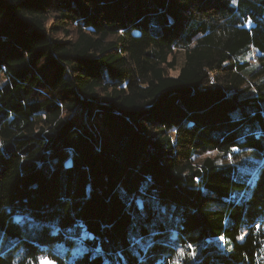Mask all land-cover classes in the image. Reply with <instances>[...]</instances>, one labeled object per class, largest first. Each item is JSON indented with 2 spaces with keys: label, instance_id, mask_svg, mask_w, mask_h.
Masks as SVG:
<instances>
[{
  "label": "trees",
  "instance_id": "trees-1",
  "mask_svg": "<svg viewBox=\"0 0 264 264\" xmlns=\"http://www.w3.org/2000/svg\"><path fill=\"white\" fill-rule=\"evenodd\" d=\"M42 259L264 264V0H0V264Z\"/></svg>",
  "mask_w": 264,
  "mask_h": 264
},
{
  "label": "rangeland",
  "instance_id": "rangeland-1",
  "mask_svg": "<svg viewBox=\"0 0 264 264\" xmlns=\"http://www.w3.org/2000/svg\"><path fill=\"white\" fill-rule=\"evenodd\" d=\"M51 23H52V21L51 20H48L47 25H46V28H48V30H50ZM69 32L70 33H73V30H70ZM53 38H55L57 40H64L65 39L64 38V34H62V33H55V34H53ZM177 58H178V64H180L181 59H180V55L179 54L177 55ZM177 74H178L177 71H170V72H168L167 75H169L170 77H176ZM214 156H215V154L209 153V154H206L204 157H214ZM250 159H252V158H250ZM252 160H254V159H252ZM250 173L252 174V176L254 175V177H255L256 169H253L252 171H250ZM54 247H55L56 251H58L60 253H62V252H65L66 253L67 252L66 251V248L62 244L55 245ZM69 260H72V257H70ZM40 264H41V261H40Z\"/></svg>",
  "mask_w": 264,
  "mask_h": 264
},
{
  "label": "snow or ice",
  "instance_id": "snow-or-ice-1",
  "mask_svg": "<svg viewBox=\"0 0 264 264\" xmlns=\"http://www.w3.org/2000/svg\"><path fill=\"white\" fill-rule=\"evenodd\" d=\"M41 264H53V262L48 261V260H46V259H42V260H41Z\"/></svg>",
  "mask_w": 264,
  "mask_h": 264
}]
</instances>
